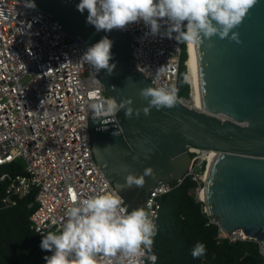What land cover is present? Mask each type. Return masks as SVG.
Here are the masks:
<instances>
[{"label": "water", "instance_id": "obj_1", "mask_svg": "<svg viewBox=\"0 0 264 264\" xmlns=\"http://www.w3.org/2000/svg\"><path fill=\"white\" fill-rule=\"evenodd\" d=\"M2 1L43 11L69 36L79 37L84 50L107 36L113 42L110 63L115 68L111 74L99 71L106 94L117 102L131 98L134 109L147 106L139 96L140 89L155 85L133 68L132 46L119 30L97 31L87 23V10H78L76 0ZM233 31L239 33L240 43L214 36L199 47L191 45L195 106L202 109L177 101L172 108H152L149 115L141 112L131 119L120 110L115 115L90 118V136L94 159L106 178L122 195L129 190H138V195L144 192V201L153 188L184 178L191 163L189 147L215 151L204 185L208 215L224 232L243 230L262 249L264 0H257ZM210 42L212 47H208ZM146 168L153 174L144 177L142 186L126 184V175L142 176Z\"/></svg>", "mask_w": 264, "mask_h": 264}, {"label": "built area", "instance_id": "obj_2", "mask_svg": "<svg viewBox=\"0 0 264 264\" xmlns=\"http://www.w3.org/2000/svg\"><path fill=\"white\" fill-rule=\"evenodd\" d=\"M160 24L155 35L143 21L119 31L132 46L136 61L133 68L156 88L177 89L183 41L176 38L175 32L168 35L164 20ZM81 45L79 37L69 36L57 20L43 11L0 0V167L21 162L24 168V174L0 177L9 178L1 203L11 207L17 198L35 193L30 226L40 236L58 231L67 209L78 200L112 190L123 197L93 156L89 119L116 113L104 114L112 98L100 83V73L80 61L86 51ZM177 101L196 109L191 85L189 98L177 94ZM188 152L191 163L184 178L153 188L143 205L136 207L145 208L155 225L161 198L186 178L197 183L192 194L203 203L208 215L202 196L211 158L217 153L195 147H189ZM123 199L129 212L135 209H130ZM217 239L236 243L251 238L243 230L227 233L219 227ZM152 255L151 246L135 264H152ZM108 259L111 264H120L119 254ZM123 264L129 261L125 259Z\"/></svg>", "mask_w": 264, "mask_h": 264}, {"label": "clouds", "instance_id": "obj_3", "mask_svg": "<svg viewBox=\"0 0 264 264\" xmlns=\"http://www.w3.org/2000/svg\"><path fill=\"white\" fill-rule=\"evenodd\" d=\"M256 3L257 0H80L77 8L81 13L87 10V23L97 31L123 30L143 21L155 35L159 33L160 21L164 20L169 36L175 32L179 41L199 47L205 39L211 41L214 36L240 43L239 33L233 29L241 25ZM31 5L35 7L34 3ZM112 45L105 36L88 47L80 61L89 65L94 73L107 70L111 74L115 68V64L110 63ZM208 47H212L211 42ZM139 96L147 101V106L134 109L131 98L120 102L112 99L107 101L104 114L124 110L127 119L134 115L138 118L141 112L147 116L152 108H172L177 103L174 86H147L140 89ZM152 174L151 168H146L139 177L129 173L125 177L126 184L142 186L144 177ZM155 235L156 225L145 208L129 212L123 197L116 191H101L68 208L61 228L43 235L40 247L52 253L45 257L46 264H99L101 257L103 264H111L108 258L117 254L120 264L125 259L135 264L137 258L144 256L145 249L151 250ZM205 254V245L197 242L192 256L199 258ZM261 254L264 255V248ZM156 259L155 255L150 257L152 264Z\"/></svg>", "mask_w": 264, "mask_h": 264}, {"label": "trees", "instance_id": "obj_4", "mask_svg": "<svg viewBox=\"0 0 264 264\" xmlns=\"http://www.w3.org/2000/svg\"><path fill=\"white\" fill-rule=\"evenodd\" d=\"M187 60V43L183 42L177 93L183 96L187 91L184 98L190 95V84L184 80L188 74ZM3 174H24L23 164L16 162L0 167V177ZM8 185L9 178L0 180V264H45V257L51 252L41 249L43 236L30 226V216L36 205L35 193L17 198L14 206L5 207L1 201ZM196 186L195 181L186 178L161 198L162 208L152 244L156 264H263L264 255L258 241L229 243L217 239L219 226L210 222L203 203L192 194ZM123 197L132 209L144 202L145 194L129 190ZM197 242L205 245L206 254L194 258L192 250Z\"/></svg>", "mask_w": 264, "mask_h": 264}, {"label": "bare ground", "instance_id": "obj_5", "mask_svg": "<svg viewBox=\"0 0 264 264\" xmlns=\"http://www.w3.org/2000/svg\"><path fill=\"white\" fill-rule=\"evenodd\" d=\"M188 60H187V67H188V81L190 82L191 88H192V95H193V102L195 105V99H196V78H195V72H194V66H193V61H192V52H191V44L188 43ZM196 109H202L201 107L198 106H194ZM216 158V154H214V156H212L211 158V164H210V168L214 162ZM203 199L204 201L206 200V194H205V190L203 191Z\"/></svg>", "mask_w": 264, "mask_h": 264}, {"label": "rangeland", "instance_id": "obj_6", "mask_svg": "<svg viewBox=\"0 0 264 264\" xmlns=\"http://www.w3.org/2000/svg\"><path fill=\"white\" fill-rule=\"evenodd\" d=\"M187 76H188V74H187ZM187 76H186V77H187ZM186 77H185V78H186ZM185 80L188 81V77H187V79H185ZM188 83L190 84L189 81H188ZM186 92H187V91H186ZM186 92H184V95H186ZM177 94H178V93H177ZM187 94H188V93H187ZM184 95H183V96H184ZM179 96H180V97H183L182 94H180Z\"/></svg>", "mask_w": 264, "mask_h": 264}]
</instances>
